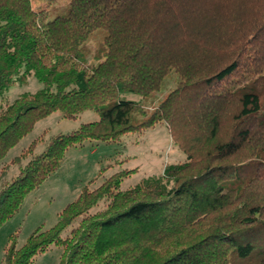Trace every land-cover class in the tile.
Returning <instances> with one entry per match:
<instances>
[{"label":"trees","instance_id":"16d2710c","mask_svg":"<svg viewBox=\"0 0 264 264\" xmlns=\"http://www.w3.org/2000/svg\"><path fill=\"white\" fill-rule=\"evenodd\" d=\"M32 1L0 0V161L56 112L99 119L13 159L27 162L0 190V228L88 141L164 124L186 161L128 190L137 169L84 187L52 228L22 247L13 236L4 264H34L53 247L61 264H264V0ZM170 76L175 87L147 108ZM31 77L43 88L6 102Z\"/></svg>","mask_w":264,"mask_h":264},{"label":"rangeland","instance_id":"374dc122","mask_svg":"<svg viewBox=\"0 0 264 264\" xmlns=\"http://www.w3.org/2000/svg\"><path fill=\"white\" fill-rule=\"evenodd\" d=\"M32 2L35 9L51 8L46 0ZM67 3L68 0H58L55 6L64 7ZM104 36L103 30L94 33L88 44L92 53L100 47ZM175 80L176 77L170 76L164 91L147 102L146 107L149 109L156 107L175 87ZM42 88V84L31 77L23 86L14 85L6 94V102L12 103L21 95L34 94ZM126 98L140 100L135 95H126ZM98 119V114L93 111H86L76 119H67L61 112H56L39 122L34 130L0 161V190L2 186L19 176L21 168L27 161L19 165L12 164V161L20 157L33 142L39 140L35 154L40 155L46 151L49 142L55 136L71 134L81 125ZM185 161V154L173 143L170 131L164 124L142 133L126 135L116 142L88 141L84 146L70 148L60 168L38 189L28 194L18 213L0 228V264H4L5 249L13 236H16L18 247H22L38 228L44 230L52 228L58 222L61 212L67 205L77 200L84 187L96 189L106 179L120 171L137 169V172L121 184V190H128L145 178L162 175L167 165ZM102 207L95 208L93 212ZM76 225L77 222L73 226ZM71 229L65 231L63 236L67 237ZM62 256L63 249L53 247L39 255L34 264H61Z\"/></svg>","mask_w":264,"mask_h":264}]
</instances>
